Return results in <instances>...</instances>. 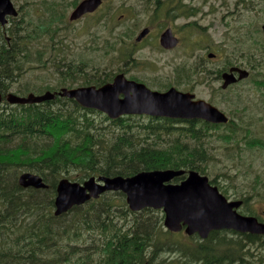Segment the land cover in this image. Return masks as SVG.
<instances>
[{
  "label": "trees",
  "instance_id": "1",
  "mask_svg": "<svg viewBox=\"0 0 264 264\" xmlns=\"http://www.w3.org/2000/svg\"><path fill=\"white\" fill-rule=\"evenodd\" d=\"M105 15L97 12L92 21L96 43L101 37H108L100 47L104 58L115 53L112 57L117 62L130 60L137 65L133 57L138 44L132 42V31H117V22L108 31L107 23L101 20ZM21 34L10 31L7 43L0 33V92L4 95L27 70L33 69L27 66L32 63L24 44L28 37ZM104 61L97 62L93 73L85 75L80 86L101 87L112 81L114 62ZM87 65L72 58L66 62L62 79L83 74L82 67ZM221 126L229 131L224 137L229 135L232 142L237 133L234 121L211 125L141 116L110 120L67 98L26 105L7 104L3 99L0 264H248V256L257 255L254 252L264 248V235L220 230L202 240L196 234L173 233L165 229L161 210L131 211L119 191L105 192L83 206L71 208L66 215H52L56 185L62 178L81 183L90 177H131L141 171L175 169L185 171L171 182L178 184L190 170L207 175V162L211 160L207 139L213 137L209 131ZM217 136L223 139L222 134ZM246 143L255 145L252 141ZM18 164L24 167L15 166ZM24 172L39 175L48 188L19 187L17 178ZM74 173L78 176L72 177ZM210 184L216 186L215 178L210 179ZM258 258L254 264H264V256Z\"/></svg>",
  "mask_w": 264,
  "mask_h": 264
},
{
  "label": "water",
  "instance_id": "2",
  "mask_svg": "<svg viewBox=\"0 0 264 264\" xmlns=\"http://www.w3.org/2000/svg\"><path fill=\"white\" fill-rule=\"evenodd\" d=\"M102 1H81L69 15V21L94 12ZM1 8H4V12L0 13L2 24L4 14L16 16L9 0H0ZM147 33V28L141 30L135 41H141ZM160 42L165 48L173 46L174 41L169 31L161 36ZM239 72L241 78L248 75L246 71ZM225 78V85L232 81L231 75ZM56 97L74 100L81 107L101 112L111 120L128 115H148L178 120L202 119L215 124H227L229 121L217 108L202 100H193V95L189 93L177 91L175 88L164 92L153 91L142 83L128 80L123 74L116 75L110 83L101 87L61 88L58 92L47 91L42 95L30 93L19 96L7 93L5 101L11 105L39 104ZM2 100L0 92V103ZM184 172L141 171L131 177H90L82 183L62 178L55 189L53 215L66 213L75 206L99 198L105 192L119 191L125 195V202L131 211L146 208L161 210L165 229L173 233L183 230L187 236L196 234L202 240L207 239L211 232L220 230L264 235V223L252 216L239 215L236 210L241 202L227 201L206 176L190 170L183 181L178 184L171 183L173 178L183 175ZM18 184L26 189L47 188L39 175L30 172L21 173Z\"/></svg>",
  "mask_w": 264,
  "mask_h": 264
},
{
  "label": "rangeland",
  "instance_id": "3",
  "mask_svg": "<svg viewBox=\"0 0 264 264\" xmlns=\"http://www.w3.org/2000/svg\"><path fill=\"white\" fill-rule=\"evenodd\" d=\"M35 1L40 0H14L17 5L21 6L25 2L31 4ZM80 1L64 0V8L60 9L62 21L54 23L56 27L54 30L59 28V32L48 38V42H54L55 47L44 48L43 45H34L33 48H29L32 63L27 66L33 69L27 70V73L14 83L8 92L25 96L29 93L42 94L49 91L47 88L83 87L80 85L84 82V76L93 73L97 62L102 60H105L106 64L110 61L114 62L111 68L114 76L123 74L127 79L141 82L151 86L152 90L159 91L174 84V67L181 64L182 59L185 58L186 64L190 65L201 58L199 54L185 56L180 53L163 52L157 48L155 43H152L154 32L157 29L152 15L154 0H103V7L98 13L106 14L101 20L107 23L108 31L112 30L113 22H117L116 27H119L117 31L128 29L132 31L133 42L141 29L151 27L153 30L152 35L141 46L138 45L134 52L133 58L137 60V65L130 60L124 63L117 62L112 57L115 53L108 54L104 58L100 47L104 39L108 37H101L99 44L96 43L95 26L92 20L83 19L73 24L68 21L73 5ZM27 12L32 14V7L29 11L23 7L22 13ZM59 40H63L64 45L69 49H64L65 54L53 55L56 51L53 49L59 47ZM38 54L42 55L39 57ZM63 58L66 61L62 62ZM72 58L81 59L88 65L82 67L83 74H76L64 80L62 77L65 75L66 62ZM72 84L73 87H71ZM210 84L214 87L211 81ZM195 92L198 97L215 101L221 109L233 112V119L237 126V133L232 136L234 138L232 142L229 140V135L224 137L229 132L224 127L209 131L210 135H213L207 139L211 160L207 162L209 173L205 176L209 179L215 178L216 186L224 189L225 196H233L235 200L240 196L247 197L250 203L247 209L255 213L262 212L264 210V106L256 101L251 90L243 93L238 100L237 112L228 106L229 103L219 101V95L212 93L205 85L197 86ZM89 116L99 118L96 115ZM217 134H222L223 139ZM248 141L254 142L255 145L248 146L246 143ZM74 175L78 176L74 173L72 177ZM180 233L186 236L183 231ZM254 253L257 255L248 256V264H254L255 260L259 259L258 257L264 256V248H258Z\"/></svg>",
  "mask_w": 264,
  "mask_h": 264
},
{
  "label": "flooded vegetation",
  "instance_id": "4",
  "mask_svg": "<svg viewBox=\"0 0 264 264\" xmlns=\"http://www.w3.org/2000/svg\"><path fill=\"white\" fill-rule=\"evenodd\" d=\"M9 1L16 11V16L4 14V23L0 22V33L7 43H10L11 39L10 31L21 34L29 30L28 34H21L28 37L24 43L28 52H30L29 48H33L34 45H43L44 48L55 47L54 42H48V38L59 32V28L54 30L56 28L54 23L62 21L60 9L64 8V0H40L31 4L25 2L23 6L17 5L14 0ZM261 1L154 0L152 15L157 29L154 32L152 43H155L159 50L171 54L201 55L199 60H195L190 65L186 64L185 58L182 59V63L174 67V84L159 91L164 92L169 88H175L178 89L177 91L189 93L193 95V100H202L217 108L231 123L234 121L233 112L221 109L215 101L198 97L195 92L197 86L205 85L210 88L212 93L219 95V101L229 103L228 106L235 112H237L238 100L247 90H251L256 101L264 106V2ZM80 2L73 5L69 15ZM103 3L102 1L94 12L86 13L75 21H69L68 16L69 23L73 24L83 19L94 21ZM23 7L28 11L32 7V14L22 13ZM3 9H0V13L4 12ZM145 28L148 29V33L141 41L136 42L139 31L133 40L135 44L141 46L152 35V28ZM166 31L170 32L171 39L174 41L170 48L163 47L160 42L161 36ZM58 45V48L53 49V51L56 50L53 53L61 54L66 46L63 40H59ZM240 70L246 71L248 75L241 78ZM227 75L232 76V81L225 85ZM210 81L214 87H211ZM146 86L151 88L149 85ZM47 89L50 92L59 91L55 88ZM142 117L149 118V116ZM199 120L201 119L176 121ZM207 124L219 125L210 122ZM222 192L225 193L224 189ZM225 197L228 201L241 202L237 209L239 215L252 216L264 223V210L260 213L246 211L250 205L247 197L240 196L236 200L233 196Z\"/></svg>",
  "mask_w": 264,
  "mask_h": 264
},
{
  "label": "bare ground",
  "instance_id": "5",
  "mask_svg": "<svg viewBox=\"0 0 264 264\" xmlns=\"http://www.w3.org/2000/svg\"><path fill=\"white\" fill-rule=\"evenodd\" d=\"M4 101H5V100H4ZM7 104H8V103H7ZM141 147H142V146H141ZM145 147H146V146H145ZM140 149H141V148H140ZM30 164H32V163L30 162ZM30 164H26V165H30ZM4 165H5V164H4ZM12 165H13V164H12ZM20 165H21V164H20ZM20 165L18 164V165H15V166H17V167L20 168ZM23 165H24V164H22L21 166H23ZM26 165H25V167H27ZM30 166H31L30 169H32V165H30ZM23 167H24V166H23ZM33 168H34V165H33ZM36 168H37V167H36ZM1 169H2V168H0V170H1ZM28 170H29V167H28ZM33 170H35V168H34ZM166 170H167V169H166ZM174 170H175V169H174ZM122 177H123V176H122ZM124 177H127V176H124ZM17 179H18V178H17ZM43 179H44V178H43ZM16 182H17V181H16ZM43 182H44V181H43ZM45 182H46V181H45ZM5 185H6V184H5ZM10 187H11V186H10ZM19 187H20V186H19ZM13 188H14V187L12 186L11 190H12ZM47 188H48V187H47ZM47 188H46V189H47ZM15 189H16V188H15ZM23 189H24V188H23ZM1 190H2V189H0V191H1ZM17 190H18V189H17ZM27 190H28V189H27ZM33 190H35V189H33ZM41 190H42V189H41ZM3 191H5V190H3ZM15 191H16V190H15ZM45 191H46V190H45ZM5 192H6V191H5ZM5 192H4V193H5ZM10 192H11V191H10ZM16 192H18V191H16ZM115 192H116V191H115ZM4 193H3V195H4ZM7 193H8V192H7ZM12 193L14 194L15 192L13 191ZM0 194H1V192H0ZM8 194H11V193H8ZM17 195H18V194H17ZM20 195H22V194H20ZM20 195H19V196H20ZM1 196H2V195H1ZM1 196H0V197H1ZM6 196H7V195H6ZM9 196H10V195H8L7 197L10 198ZM13 196H14V195H13ZM14 197H15V196H14ZM16 198H17V197H16ZM16 198H15V199H16ZM13 199H14V198H13ZM17 199H18V198H17ZM9 200L12 201L11 199H9ZM26 200H27V198H26ZM5 201H6V200H4L3 202H5ZM14 201H16V200H14ZM16 203H18V202H16ZM19 203H20V202H19ZM19 203H18V204H19ZM90 203H92V202H90ZM18 204H17L16 206H18ZM20 205H21V204H20ZM87 205H88V204H87ZM109 205H110V204H109ZM14 206H15V205H14ZM53 206H54V205H53ZM82 206H83V205H82ZM77 207H78V206H77ZM7 208H8V207H7ZM15 208L17 209V207H15ZM13 209H14V207H13ZM21 209H22V208H21ZM73 209H74V208H73ZM73 209H72V210H73ZM126 209H128V208H126ZM11 211H12V210H11ZM22 211H23V210H22ZM14 212H16V211H14ZM70 212H71V211H70ZM16 213H17V212H16ZM68 213H69V212H68ZM68 213H67V214H68ZM136 213H138V212H136ZM63 214H64V213H63ZM63 214H62V215H63ZM52 215H53V213H52ZM64 215H66V214H64ZM59 216H60V215H59ZM0 217H1V216H0ZM55 217H57V216H55ZM4 220H5V219H4ZM231 244H232V243H231ZM199 251H200V250H199ZM205 254H206V253H205ZM201 255H202V253H201ZM198 256H199V255H198ZM201 257H202V256H201Z\"/></svg>",
  "mask_w": 264,
  "mask_h": 264
}]
</instances>
